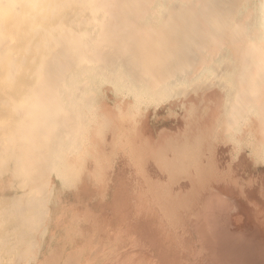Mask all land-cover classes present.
Here are the masks:
<instances>
[{"label": "bare ground", "instance_id": "1", "mask_svg": "<svg viewBox=\"0 0 264 264\" xmlns=\"http://www.w3.org/2000/svg\"><path fill=\"white\" fill-rule=\"evenodd\" d=\"M0 264H264V0H0Z\"/></svg>", "mask_w": 264, "mask_h": 264}]
</instances>
